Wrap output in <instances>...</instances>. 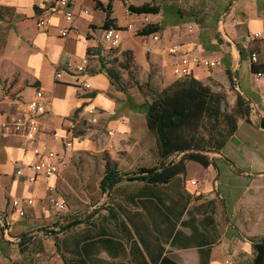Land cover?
<instances>
[{
  "label": "crops",
  "instance_id": "crops-1",
  "mask_svg": "<svg viewBox=\"0 0 264 264\" xmlns=\"http://www.w3.org/2000/svg\"><path fill=\"white\" fill-rule=\"evenodd\" d=\"M98 2L109 4L120 30L114 53L103 39L105 11ZM128 2L70 0L74 16L68 22L56 0H0V106L15 111L38 88L47 102L34 140L0 131V214L9 230L26 232L49 218L47 208L58 212L47 204V187L68 188L72 160L80 154L103 151L113 158L122 149L132 165L154 166L156 139L146 124L150 97L135 80L149 78L161 89L178 77L172 68L181 57L197 55L216 64H191L189 74L224 92L230 104L238 94L244 97L250 121L238 119L221 151L207 153V166L189 160L184 173L164 183L123 179L109 191L99 189V207L90 206L87 214L93 215L82 223L81 257L74 258L82 264H254L252 240L264 239V129L258 126L264 115V73L251 71L249 56L264 59V0ZM145 2L159 4V12L127 9ZM45 4L52 7L42 8ZM37 15L48 18L47 26L36 27ZM150 22L160 26L157 39L153 33H137ZM61 28L66 35L59 34ZM125 51L132 57L130 72L110 60L111 55L122 59ZM84 57V71L55 76L67 61ZM107 67L119 71V82L110 78ZM89 107L97 110L95 124L89 123ZM65 140L72 141L71 147ZM34 147L55 153L59 169L47 180L24 177L37 158ZM17 168L22 175L15 173ZM13 198L20 199L25 215L11 210ZM26 198L32 203H24ZM26 216L28 223L14 229L16 220ZM74 231L68 233L76 239Z\"/></svg>",
  "mask_w": 264,
  "mask_h": 264
},
{
  "label": "trees",
  "instance_id": "trees-1",
  "mask_svg": "<svg viewBox=\"0 0 264 264\" xmlns=\"http://www.w3.org/2000/svg\"><path fill=\"white\" fill-rule=\"evenodd\" d=\"M98 6L105 11L102 28L118 29L114 24V19L110 17L109 4L103 6L98 2ZM127 9L130 13L155 14L159 12L160 6L156 3L145 2L140 5L128 4ZM159 30L160 26L157 23L150 22L139 27L137 33L148 35ZM240 53H242L241 50ZM122 55L124 62L119 63V66L128 72L132 71L130 53L125 51ZM251 71L255 74L264 73V59L258 56L256 61H251ZM106 72L112 80L119 82L118 70L114 67H107ZM135 82L138 88L150 97L146 105V124L156 139L158 162L152 167H138L131 172H119L115 168V163L111 166L107 163L98 183L102 192L109 191L123 179H138L150 183L167 182L176 175L184 173L185 163L189 160L207 166L211 163L207 153L221 151L235 133L238 119L243 118L250 121L251 107L244 97L238 94L234 103L229 106L224 92L213 91L207 84L190 74L178 76L161 89L156 88L149 78L144 82L139 83L138 80ZM258 126L264 129V115L259 118ZM174 156H179V158L174 160ZM63 211H68L67 202L66 209ZM92 215L88 214L86 220ZM4 216V213L0 214L1 218ZM84 221L85 219L70 221L66 219V222L59 226V230L53 233L64 231L67 233ZM0 226L3 229L2 225ZM81 238L82 236L79 235L76 239L68 241L72 243L71 249H68L67 242L64 243L66 247V252H64L63 245L57 241V237H54V248L64 264H82L81 258H74L75 255L81 257V247L77 248L81 243ZM252 246L255 252L253 263L264 264V239L252 240ZM172 264L176 263L172 262Z\"/></svg>",
  "mask_w": 264,
  "mask_h": 264
},
{
  "label": "rangeland",
  "instance_id": "rangeland-1",
  "mask_svg": "<svg viewBox=\"0 0 264 264\" xmlns=\"http://www.w3.org/2000/svg\"><path fill=\"white\" fill-rule=\"evenodd\" d=\"M110 50L111 53H114L113 49ZM110 60H112L113 66L124 62V59H119L114 55H111ZM142 81L144 82L145 79ZM228 105L231 104L228 102ZM107 144L100 143L99 146H107ZM72 161L73 166L67 175L68 188L57 189L55 187V193L67 202L68 211L55 212L47 208L49 218L44 222H38L36 226L32 227V230L26 232H18L13 229L5 230L4 228L1 229L0 226V264H64L54 248V237H57V241L61 242L63 251L66 252L64 243L74 239L75 233L71 232L69 235L70 233L64 231L58 235V233L54 234L53 232L59 230V226L65 223L66 219L69 221L72 219L86 220L88 208L90 206H95L96 209L99 207L98 183L107 165L111 166L112 163H115V168L119 172H131L138 168L132 165L130 158L122 149L115 151L113 158L102 151L87 155L80 154ZM67 193H70L71 196L67 197ZM104 202L105 199L102 200V203ZM16 221L14 229H19L28 223L29 217H21ZM75 228L73 230L77 231L74 232L81 235L82 223L76 225ZM23 240L25 241L19 243ZM25 242L27 244H24Z\"/></svg>",
  "mask_w": 264,
  "mask_h": 264
},
{
  "label": "built area",
  "instance_id": "built-area-1",
  "mask_svg": "<svg viewBox=\"0 0 264 264\" xmlns=\"http://www.w3.org/2000/svg\"><path fill=\"white\" fill-rule=\"evenodd\" d=\"M125 3L128 0H124ZM56 5L59 10H61L63 17L66 21H71L74 16V11L72 9L70 0H56ZM51 4H45L42 8H51ZM87 12V10H84ZM264 22V16L262 17ZM48 18L46 16L37 15L35 18V25L37 28H42L47 26ZM131 28V25L127 26ZM60 35H66L67 29H59ZM259 33L256 32L254 36H258ZM152 37L157 39V34L153 33ZM103 39L108 44L110 48H116L120 42V30L116 28H107L103 30ZM173 51V49H171ZM251 61H256L257 57L255 53H251L249 56ZM88 58L84 57L79 62L67 61L64 64V68L55 72L56 77H61L62 72L75 73L82 72L85 70ZM191 64H200L202 66L211 67L216 64V61L201 58L197 55L183 56L180 58L179 62L175 64L172 68L173 73L176 76L188 75L190 73ZM257 76L260 73L256 74ZM81 85L85 88L89 87L86 81H83ZM46 98L42 89L38 88L34 91L33 96L21 103L20 107L15 111H10L5 106H0V131L14 132L23 134L29 140H34L40 128V116L46 111ZM86 114L88 116L89 123L95 124L98 121L97 110L94 107H89L86 109ZM75 126V123L70 125L71 128ZM112 131H107L111 133ZM55 137V135H54ZM66 147H71L72 141L65 140ZM33 153L36 155V159L28 166L29 172L24 174V177L28 181H34L38 176L43 177L45 180L50 178L52 175L58 172V164L53 160L55 153L52 150H47L42 152L38 147H34ZM17 175H22V168H17L15 170ZM24 203L31 204L32 199L26 198ZM47 204L49 207L55 209L56 211H63L66 209V201L63 197L55 193V187L49 185L47 187ZM10 208L12 211L18 212L20 216L25 215V209L21 208V202L18 198H13L10 202ZM0 223L5 230H9V224L7 223L5 216L0 217Z\"/></svg>",
  "mask_w": 264,
  "mask_h": 264
}]
</instances>
